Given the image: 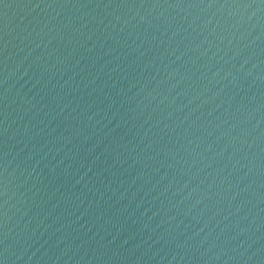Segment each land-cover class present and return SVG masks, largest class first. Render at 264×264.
I'll use <instances>...</instances> for the list:
<instances>
[{
  "label": "water",
  "instance_id": "1",
  "mask_svg": "<svg viewBox=\"0 0 264 264\" xmlns=\"http://www.w3.org/2000/svg\"><path fill=\"white\" fill-rule=\"evenodd\" d=\"M0 264H264V3L0 0Z\"/></svg>",
  "mask_w": 264,
  "mask_h": 264
},
{
  "label": "snow or ice",
  "instance_id": "2",
  "mask_svg": "<svg viewBox=\"0 0 264 264\" xmlns=\"http://www.w3.org/2000/svg\"><path fill=\"white\" fill-rule=\"evenodd\" d=\"M262 3H264V0H261Z\"/></svg>",
  "mask_w": 264,
  "mask_h": 264
}]
</instances>
